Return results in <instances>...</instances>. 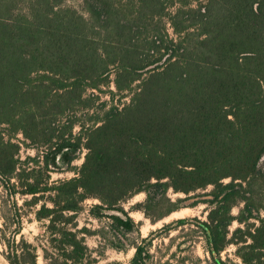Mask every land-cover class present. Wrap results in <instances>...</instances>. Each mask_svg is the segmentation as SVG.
Returning <instances> with one entry per match:
<instances>
[{"label":"trees","instance_id":"trees-1","mask_svg":"<svg viewBox=\"0 0 264 264\" xmlns=\"http://www.w3.org/2000/svg\"><path fill=\"white\" fill-rule=\"evenodd\" d=\"M82 1L88 18L52 0H0V181L15 223L3 234L4 258L37 264L36 246L17 239L15 194L51 192L50 206L35 214L48 221L49 247L64 259L58 264H90L86 244L67 225V213L86 198L99 200L94 216L111 211L114 230L129 232L135 223L121 203L131 196L144 192L138 208L156 222L177 209L169 189L210 186L208 220L197 222L210 259L226 264L220 252L234 243L245 264H264V204L257 205L264 195V0H128V12L121 0ZM112 73L129 101L113 103L109 88L111 100L98 104L103 115L92 114L84 129L77 175L49 185L47 172L69 165L82 139L71 123L56 125L57 117L92 109L94 91ZM17 133L45 146L42 159H19ZM249 219L256 223L236 228L239 239L228 237L234 220ZM148 244L142 238L128 263L109 264H148Z\"/></svg>","mask_w":264,"mask_h":264},{"label":"rangeland","instance_id":"rangeland-1","mask_svg":"<svg viewBox=\"0 0 264 264\" xmlns=\"http://www.w3.org/2000/svg\"><path fill=\"white\" fill-rule=\"evenodd\" d=\"M127 1L121 0V4H123L121 8L124 12H128ZM52 2L60 6L71 7L83 14L85 18H88L82 0H52ZM201 2L204 3L206 0H201ZM19 6L25 11L27 2L22 1ZM175 7L176 4L170 6L168 10L173 11ZM162 20L168 21L166 16ZM168 24L166 23V27L171 32ZM114 77L115 74L112 73L110 84L103 86V91H94L99 99L92 109L78 106L73 111L57 117L56 125L62 127L66 126L67 123H71L73 137L80 135L82 139L81 145L75 154L76 158L69 165L64 164L60 168L52 166L47 172L49 185L57 184L61 180L77 175L86 153V149L83 147L84 129L92 123V120H90L92 114L99 113L101 116L103 115L102 110L98 108V104L103 100H111V94L108 93L109 88L115 91L113 103L119 105L129 101L130 96L127 95L129 93H120L115 90ZM13 141L19 144L18 156L21 161L27 157L42 159L45 146L32 145L20 133L15 135ZM39 164L34 165L30 161L26 166L37 168ZM227 180L225 179V181ZM12 182H15V179H12ZM210 190L211 187L208 186L206 189H198L185 194L169 189L168 196L172 201V206H177V209L156 222H152L138 208L137 204L145 198L144 192L131 196L121 203L123 209L133 218L135 223V229L129 232H124L122 229L114 230L111 225L112 221L108 218L111 211H103V216H94L91 213L92 206L99 203V200L89 197L80 203L78 210L67 213L69 216L67 225L75 230L78 237L82 238L86 244L88 259L91 260L90 264H109L115 261L128 263L134 253L132 244L140 242L142 238H149L148 249L150 255L148 264H215L210 259L207 251L205 233L197 223L198 221L208 220L207 214L210 208L208 194ZM50 195H52L51 192H46L44 195L36 194L37 197L30 194H15L14 197L21 215V231L17 239L22 236L36 246L37 264H58L64 260L62 255L59 256L57 250L49 247V234L46 231L47 219L37 220L35 214L42 204L50 206ZM263 196L261 195L260 200H257V205L264 204ZM242 207L243 202L237 201L232 207V214L235 217L239 215ZM259 216L264 218L262 209L259 211ZM252 222L256 223V220L249 219L242 224L234 220L229 225L228 237L233 235V240L239 239L241 233H235L236 228L245 230L248 223ZM14 226L11 199L0 181V261L4 264L8 261L2 254L5 251L3 234H8V231L12 230ZM45 249H47V252L44 251ZM237 252V245L230 243L220 252V257L226 264H245Z\"/></svg>","mask_w":264,"mask_h":264},{"label":"crops","instance_id":"crops-1","mask_svg":"<svg viewBox=\"0 0 264 264\" xmlns=\"http://www.w3.org/2000/svg\"><path fill=\"white\" fill-rule=\"evenodd\" d=\"M0 264H4V263L0 261ZM6 264H9V263L7 262Z\"/></svg>","mask_w":264,"mask_h":264},{"label":"bare ground","instance_id":"bare-ground-1","mask_svg":"<svg viewBox=\"0 0 264 264\" xmlns=\"http://www.w3.org/2000/svg\"><path fill=\"white\" fill-rule=\"evenodd\" d=\"M184 211H185V209H184ZM186 212V211H185Z\"/></svg>","mask_w":264,"mask_h":264}]
</instances>
